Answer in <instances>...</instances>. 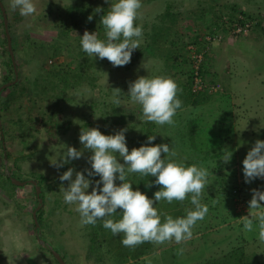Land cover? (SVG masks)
I'll use <instances>...</instances> for the list:
<instances>
[{
    "label": "rangeland",
    "instance_id": "374dc122",
    "mask_svg": "<svg viewBox=\"0 0 264 264\" xmlns=\"http://www.w3.org/2000/svg\"><path fill=\"white\" fill-rule=\"evenodd\" d=\"M233 1L240 4L249 14L259 15L261 27H264V0H172L173 10L182 12L181 22L178 21L175 25L180 38L174 36V39L189 43L186 47L190 51L195 47L191 39L196 34L200 35L196 41L204 39L210 13L219 14L223 10L220 8L222 3L227 5ZM33 2L36 5V13L34 16L25 17L20 14L19 9L14 10L11 7V0H3L7 20L11 22L12 30L16 35L12 44L17 51L15 62L20 72L18 80L31 89L37 74L44 75V72L55 63L71 66L72 58L80 56L77 48L69 43L64 47L61 45V54L57 56L44 55L40 52L39 47L45 50L40 43L52 42L55 36V30L47 26L50 19L48 10L52 9L51 6L80 5L84 2L94 10L105 2L110 7L116 0H33ZM141 3L142 7L135 21L138 25L156 21L165 7L164 0H141ZM148 29L149 26L145 25L143 32ZM85 30L93 33L83 28L79 32V38ZM26 40H29L30 44L36 42V45L31 44L27 50H23L22 41ZM147 40L148 37L143 35L140 44L146 43ZM3 48L0 40V52ZM5 59V56L0 55V85L7 82L4 80V75L11 77L9 69L5 66ZM96 61V66L89 72V76L84 75L76 86L67 90L65 100L58 103L57 117L60 121H64L66 127L63 134L56 133L54 125L46 120L47 113L44 109L47 107L46 103L52 101L51 93L46 99H41L34 95L28 96L29 94L18 96L15 92L12 102L8 104L2 126L14 130L19 125L20 119L27 118L25 129L34 136L29 143L25 142L26 144L16 139L0 141V174L14 177L12 174L15 173L17 176L14 177L15 179L35 181L38 175H42L46 180L43 183L44 199L41 206L44 215L39 231V225L36 229L32 219V211L37 204L33 186L27 182L23 186L14 187L15 184L11 180H5L0 175V264H55L54 257L48 251L49 246L61 254L66 264H118L104 247L92 252L91 258L86 259V254L90 252L89 245L92 244L89 240L91 227L82 225L76 205L66 204L63 199L61 189L67 187L68 182H61L59 176L69 167L76 171L90 169L91 165L87 157L92 153L84 150V155L80 159L72 160L59 169L51 163L66 153L67 147L81 150L83 145L79 141V135L82 129L87 128H98L104 135H114L120 129L127 128L125 136L129 151L134 147L142 146L148 135H155L158 143H167L170 149H175L177 155L174 159L184 162L185 166L197 164L208 168L210 173L208 186L204 190L202 200L205 193H209L210 190L215 193L220 192L224 183L220 184L219 179L228 181L229 188L236 184V195L229 198L230 201L228 199L224 207L215 200L206 202L212 203L217 212L212 227L204 231L197 229L200 224V221H197L190 240L181 244H177L174 240L155 244L148 254L134 260L127 259L121 264H203L207 258L215 257L229 249V242L243 234L241 217L249 215L252 189L264 191V179L257 178L251 183H246L243 174V160L248 151L256 140H264V30H256L242 37L223 36L221 42L216 41L208 52L206 65L212 67L210 70L216 74L214 79H218L228 95L227 104L221 106L222 108L216 113L218 119L221 116L223 118L221 140L245 137L241 140L251 143L250 147L243 145L241 151H239L240 147H235L232 152L234 158L229 163H224L221 157L201 160V155L190 150L188 152L186 146L184 150L182 149L180 133L188 129L186 125L189 121L197 123L200 117L204 119L203 121L207 120V114L211 111L206 109L207 107L187 108L177 112L173 118L174 126H160L144 118L140 105L132 103L130 98H124V95H128L129 82L139 76H156L162 71L161 59L141 55L132 58L128 66L121 67H114L106 58L101 62L96 58ZM186 64L187 61L181 66L172 68L169 75L185 78L188 72ZM114 88L121 90L120 105L113 103ZM9 91L10 88L4 91L1 97H5ZM52 91L46 90V92ZM211 107L218 109V103L215 102ZM183 138L185 139L183 144L186 145L187 137L183 136ZM6 148L10 158L6 157L4 151ZM120 162L123 163L122 158ZM228 173L234 174L231 180L228 178ZM85 176H87L86 172ZM89 179L95 181L99 176ZM116 183L120 184L121 181L117 180ZM261 205L264 206V202H261ZM227 212L233 218L221 221V216ZM233 213L237 215L234 217ZM210 220L214 221L212 218ZM253 231H256L254 236L258 238L256 221ZM40 235L46 239V242L42 241ZM203 240H207L212 245L199 256L198 246ZM247 245L249 251H261L252 240L248 241ZM180 249H183L182 255H178Z\"/></svg>",
    "mask_w": 264,
    "mask_h": 264
},
{
    "label": "clouds",
    "instance_id": "9594fccd",
    "mask_svg": "<svg viewBox=\"0 0 264 264\" xmlns=\"http://www.w3.org/2000/svg\"><path fill=\"white\" fill-rule=\"evenodd\" d=\"M11 7L19 9L25 17L34 16L37 11L33 0H11ZM141 7V0H116L101 17L106 39L99 38L96 32L85 30L80 36L82 50L89 57L101 60L106 58L114 67L129 64L133 51L140 48L143 37V26L135 25ZM95 12H104V9L98 7ZM92 18L90 15L88 20ZM181 91L170 76L156 75L139 76L129 82L127 94L132 103L141 106L148 122L174 126L173 118L182 107V101L177 97ZM120 92L119 88L113 89V103L116 105L121 104ZM127 130L123 128L114 135H104L98 128L82 129L79 141L83 148L77 150L75 147H67L66 153L51 162L59 169L72 160L80 159L84 150L92 153L87 157L90 169L76 171L69 167L59 176L61 182H68L67 187L61 189L64 202L76 205L82 225L95 226L97 221H102L103 227L114 236L123 234L121 243L125 247L135 248L145 242L163 244L173 240L181 244L190 240L197 221L203 220L209 210L201 202L208 186V168L197 164L185 166L184 162L174 159L177 153L175 149H170L169 144H153L155 135H148L144 145L129 151L125 136ZM121 158L123 163L120 162ZM221 159L229 163L232 152L223 150ZM132 173L155 177L154 184L159 185L160 190L154 193L153 198L139 189L133 190V184L127 180ZM243 174L246 183L257 178L264 179V140H256L248 151L243 160ZM95 176H99V179H89ZM117 180L121 183L117 184ZM147 186L151 187L152 184L148 183ZM189 194L193 208L186 210V216L173 218L165 215L162 222L155 205L162 200L168 203L183 202ZM261 202H264V191L252 189L250 212L241 217V222L245 232H252L256 221L258 238L264 242V206ZM117 212L121 214L118 220L114 218ZM182 254L183 249H180L178 255Z\"/></svg>",
    "mask_w": 264,
    "mask_h": 264
},
{
    "label": "trees",
    "instance_id": "16d2710c",
    "mask_svg": "<svg viewBox=\"0 0 264 264\" xmlns=\"http://www.w3.org/2000/svg\"><path fill=\"white\" fill-rule=\"evenodd\" d=\"M164 2L165 7L161 12L159 18L156 21L154 20V22L142 25L143 28L145 27V25L149 26L148 31L143 32V35L148 37V40L146 43L140 44V48L133 51L131 61L132 58H136L137 56L141 55H147L152 58L158 57L159 60H162L163 69L157 75L170 76L176 81L179 88L182 89V91L178 92L177 94V97L182 101V107L181 109H178L177 112L186 110L187 108L197 109L203 106L207 107L206 109L211 110L207 114V120L203 121L204 119L200 117L199 120L197 119V123H194L193 121L188 122V124L186 125V128L188 129L180 133V137L182 140V149L184 150V147L186 146L187 151H194L202 156L201 160H205L208 157L222 158L223 150L225 149L234 152L235 147H240L239 151H241V147H244L243 145L250 147L251 143L248 144L247 140H243L245 137H238L235 140L230 138L221 140V133L223 129L221 122L223 121V118L221 116L220 119H218L216 113L222 108L221 106L224 107L225 104H227L228 95L226 94L225 89H223L221 84L217 81L218 79H214V76L216 77V74L215 72L213 73V71L210 70L212 67L206 65V60L211 46L215 44L216 41L221 42V39L216 38L220 30H222L225 35L227 32H232L235 27H241V25H243L244 22L248 20L251 25L246 36L250 35L256 30L263 31L264 27H261V23L259 21L260 16L249 14L240 6V4L234 1L227 5L225 3H222L223 5L220 8H222L223 10L219 14H216L214 12L210 13L211 15L207 22V33L205 35L210 36L211 38L209 40H206V38H201V41H196V39L200 37V35L198 36V34H196L194 38L191 39L192 43L195 44V47L189 51V49L186 47L189 43L186 44L183 41H177L176 39H174V36L180 38V36L178 35V31L175 29V25L178 21L181 22L182 12L179 10H173L174 5L172 0H164ZM51 7L52 9L48 10L50 19L47 23V26L55 30V36L53 37L52 42L40 43L41 47L45 48V50H42L39 47L40 52L44 55L49 54L50 56H57L58 54H61V45L64 47L69 43V45H74L75 48H77V50L79 51L78 54L80 56L79 58H72L73 65L71 66L63 63H55L54 65H51L47 71L44 72V75L43 73L37 74L35 76V80L33 81L34 86L32 89L30 87H26L25 83H21L19 82V80H17V82L12 86L0 91V141L5 142V139H16L21 143H29L34 136L32 132H29V130L25 129V126H27L26 122H28L27 118L20 119L19 125L14 130H10L9 127L4 128L2 126V121L7 112L8 104L12 102V96L15 92L18 96L29 94L28 96L34 95L41 99H46V97H48V94L51 93V95L53 96L52 101L46 103L47 107L44 109L47 113L46 120L47 122L54 125L56 133L63 134L66 127L64 121H60V119H58L57 117L58 103L65 100L68 89H72L74 86H76V84L79 83L81 79H83L84 75L88 77L89 72L96 66V58L98 57H89L82 50L79 32L83 28H85L90 30L91 32H96L99 38L106 39L105 30L100 21L101 17L104 15V13L106 14L109 9L108 3L105 2L98 6L99 8L104 9V12L100 13L95 12V9L98 7H95V9L93 10L84 2H82V4L80 5H55ZM90 15L93 17L91 21L88 20V17ZM135 25L139 26L136 22ZM0 26V40L2 41L4 47L1 50L0 55L5 56V66L9 69L12 77L11 78L8 75H4V80L9 81V78L13 79L14 74L10 56L6 46V35L4 31L2 15L0 16ZM8 29L12 43L16 35L12 30L11 22L9 20ZM22 42L23 45L21 46L23 50H27V47L33 44V42H31L30 44L29 40ZM34 45H36V42H34L32 46ZM13 51L14 56L16 57V49L13 48ZM197 54L202 55L201 62L199 63H195V55ZM101 61H104V59H99V62ZM185 61H187L186 66H188V72L185 78L181 79L173 75H169L172 68L181 66ZM126 66H128V64ZM18 75H20L19 70ZM195 79L198 80V85H200L199 88L197 86L195 88L193 87L196 82ZM9 88L10 91L5 95V97H1L3 92ZM46 90L53 91L46 92ZM125 97L130 98L129 95H124V98ZM215 102L218 103V109H214L211 107ZM15 110H17V107H15ZM43 113L45 114L44 111ZM40 120L42 121L43 118H41ZM183 136L187 137L186 140H188V143L186 145L183 144L185 141ZM145 138L146 139L144 140L143 145L147 142L148 136ZM241 138L243 139L241 140ZM261 138H263V136ZM153 144L160 143L155 140L153 141ZM1 149L3 150L2 145ZM4 151L6 152V157L10 158V153L7 151V148L4 149ZM233 158L234 156H232V159ZM0 175H2L3 179L10 181V178L8 176L3 175V173ZM227 175L229 180H231V177L234 174L228 173ZM12 176L15 177L16 174L14 173L12 174ZM36 178V182L41 187L40 197L43 200V183L46 179L42 175H38ZM127 180L133 184V190L139 189L149 198H153L154 193L160 190V186L154 184L155 177L142 176L139 173H134L131 176L128 175ZM219 181L220 184L224 183L223 187H221L220 192L215 193L210 190L209 193H205L203 200H201L203 204H206L208 206L209 210L204 219L200 220V224L198 225V227L200 228L197 227V229L204 231L205 229H209L215 224L214 222L217 216L215 207H213L212 203L206 202L215 200L218 201V203L222 204V206L224 207L227 203V200L236 195V184H233L229 188V186L227 185L228 181L224 182V180L220 179ZM148 183H151L152 186L148 187ZM32 186L34 189V185ZM14 187L18 186L15 185ZM190 199L191 194H189L188 198L183 202L173 201L172 203H168L167 201L163 200L158 202L155 206L158 208V211L161 214L162 222L165 215H171L173 216V218L186 216V210L193 208ZM35 202L38 204L37 198L35 199ZM43 215L44 209L41 207L36 213L37 221L39 224V231L42 226L41 221L43 219ZM232 215L235 217L237 214L233 213ZM114 218L117 220L120 219L121 214L117 212ZM210 218L214 219V221L211 222ZM230 218L233 217L229 214V212H227L225 215L221 216L220 220L226 221ZM90 227L91 233L89 235V240L93 245H89L90 252L89 254H86V259L91 258V255L93 254L92 252L98 251V249L104 247L106 252L110 253V255L116 260L118 264H121L127 259L134 260L145 254H148L155 245L151 242H145L139 246H136L135 248L125 247L121 243L123 234L114 236L110 230L103 227L102 221H97V224L95 226L90 225ZM205 234H203V237L205 236ZM255 234L256 231L245 233L243 231V234L238 235L236 239L232 240V242H229V249L222 251V253L216 255L215 257L207 258L203 262V264H264V242H261L259 238L255 237ZM256 238L258 241L255 240ZM41 239L42 241L46 242V239L43 236H41ZM250 240H252L254 245L259 249L261 248L260 252L248 250L247 242ZM211 245L212 244L207 240H203V242L198 246L199 256L202 255L206 249L211 247ZM199 256L198 259L200 258ZM54 261L55 264H58L55 259Z\"/></svg>",
    "mask_w": 264,
    "mask_h": 264
},
{
    "label": "water",
    "instance_id": "95a60500",
    "mask_svg": "<svg viewBox=\"0 0 264 264\" xmlns=\"http://www.w3.org/2000/svg\"><path fill=\"white\" fill-rule=\"evenodd\" d=\"M0 13H1L2 18H3V26H4V31H5V35H6V46H7L9 56H10V61L12 64L13 74H14V77L12 80L7 81V82L0 85V91H2L3 89L10 87L17 82V80H18V69L16 66L14 51H13V47H12V43H11V36L9 33V29H8L7 15H6L5 7H4L1 0H0ZM9 178L12 181V183H14L15 185H18V186H23L27 182L34 185L35 196L37 198L38 204L36 205V207L32 211V218H33L34 226H35V228H37L38 227V221H37L36 213L41 208V206L43 205V200L40 197V192H41L40 185L35 180H19V179H15L14 177H11V176H9ZM49 251L52 254V256L54 257V259L58 262V264H66L63 257L53 247L49 246Z\"/></svg>",
    "mask_w": 264,
    "mask_h": 264
},
{
    "label": "built area",
    "instance_id": "2783aa9c",
    "mask_svg": "<svg viewBox=\"0 0 264 264\" xmlns=\"http://www.w3.org/2000/svg\"><path fill=\"white\" fill-rule=\"evenodd\" d=\"M250 22L247 20L244 22L243 25L238 26V27H235L232 32H227L226 34L230 37L232 36H236V37H242V36H246L248 34V31H249V28H250ZM227 35H224V32L222 30H220V32L217 34L216 38L217 39H221L223 38V36H227ZM206 40H209L211 37L210 36H206L205 37ZM201 59H202V55L201 54H197L195 55V63H199L201 62ZM195 85L193 86L194 88L197 86L198 88L200 87V85H198V80L195 79Z\"/></svg>",
    "mask_w": 264,
    "mask_h": 264
},
{
    "label": "flooded vegetation",
    "instance_id": "af4514ba",
    "mask_svg": "<svg viewBox=\"0 0 264 264\" xmlns=\"http://www.w3.org/2000/svg\"><path fill=\"white\" fill-rule=\"evenodd\" d=\"M39 225V224H38ZM35 227V226H34Z\"/></svg>",
    "mask_w": 264,
    "mask_h": 264
}]
</instances>
